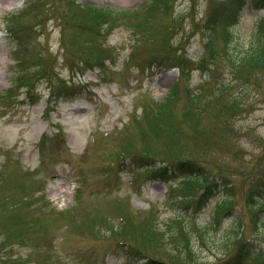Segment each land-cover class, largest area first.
<instances>
[{"label":"rangeland","instance_id":"1","mask_svg":"<svg viewBox=\"0 0 264 264\" xmlns=\"http://www.w3.org/2000/svg\"><path fill=\"white\" fill-rule=\"evenodd\" d=\"M219 1L0 0V264H214L236 236L264 251L247 204L264 177V77L235 63L264 8L228 35L205 27ZM228 188L233 214L213 223Z\"/></svg>","mask_w":264,"mask_h":264},{"label":"trees","instance_id":"2","mask_svg":"<svg viewBox=\"0 0 264 264\" xmlns=\"http://www.w3.org/2000/svg\"><path fill=\"white\" fill-rule=\"evenodd\" d=\"M254 4L260 6L261 8H264V0H220L219 4L217 7L214 9L211 17L209 20L205 23V27L212 31L214 28L222 21L224 20V27H225V33L229 35V27L238 22L240 17H241V11L243 10L244 7L250 6L253 7ZM82 10H85V7L82 8ZM79 12L81 10H78ZM102 11V10H100ZM104 13L101 14V19H106L108 21V18H110V13H107L105 11H102ZM260 21L261 23L258 24V27L256 28L254 34H253V42L248 48L243 52L238 60L235 62L236 63V68L239 71V73L242 74H248L252 75L254 73L258 74L261 77H264V18H262ZM92 25L96 26L97 22ZM90 24V27L92 26ZM202 32L205 35L204 32V27L202 28ZM204 40H207L206 37H204ZM226 53H230L231 48L226 49ZM174 53V51H172ZM221 55L220 51H217V49L213 46L212 49L210 48V59L212 63L209 65V67H212L215 64L216 58ZM177 55H170L169 57L165 58L168 62H175L172 68H179L182 75L186 74V69L188 64L191 63V60L188 58L182 57H176ZM207 56V54H206ZM217 56V57H215ZM164 60V61H165ZM99 62V59H98ZM200 67L203 68L206 65V60L205 57H202V59L199 62ZM208 69V66H207ZM219 70V66H216L215 69H212L211 72L216 73ZM224 90V87H223ZM172 97L176 96V92L171 93ZM198 101V100H196ZM201 101V100H200ZM205 101V100H204ZM209 103L206 105V108L210 109L211 108V102L210 100L208 101ZM203 104V101H201ZM198 110V109H197ZM207 110V109H206ZM202 111L199 113L201 114ZM188 166V165H186ZM189 173H192L193 171H197L194 167L189 166L186 168ZM166 168H157L153 171L154 175H158L160 177H163L164 174L166 173ZM188 180H192L193 177L190 176L187 178ZM215 187V184L209 181V184L206 185L205 187V193L203 196L208 195L211 193L213 188ZM264 177L259 178L255 185L251 188L248 196H247V204L250 207V210H252L253 214L255 216H260L257 219H262V215L264 213V206L259 205L260 200L262 197L264 198ZM227 196L224 197V199L217 203L216 210L212 216V222L217 223L221 218V216L224 214V219L231 217L233 214V209H234V196L232 193V189L228 188L227 191ZM256 219V221H257ZM239 230L240 226L237 228L232 229L234 230ZM238 234V233H237ZM231 248V250H228L226 255L224 256L223 259L218 261L215 264H249V261H260L264 259V251H257L252 242L247 241L246 239H242L241 237L236 236L233 240L232 243L228 246ZM171 259V257H170ZM150 262H154L153 264H167L162 261H154L151 260ZM146 263V264H151V263ZM172 264H176L174 262H170ZM195 264H202V263H195Z\"/></svg>","mask_w":264,"mask_h":264}]
</instances>
